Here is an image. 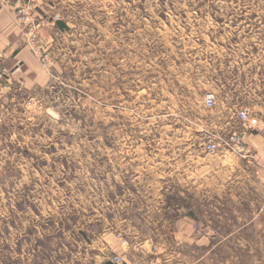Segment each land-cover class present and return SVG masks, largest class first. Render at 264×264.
Returning a JSON list of instances; mask_svg holds the SVG:
<instances>
[{
    "label": "rangeland",
    "instance_id": "374dc122",
    "mask_svg": "<svg viewBox=\"0 0 264 264\" xmlns=\"http://www.w3.org/2000/svg\"><path fill=\"white\" fill-rule=\"evenodd\" d=\"M4 3L35 59L0 49V264H264V163L228 142L264 0Z\"/></svg>",
    "mask_w": 264,
    "mask_h": 264
},
{
    "label": "crops",
    "instance_id": "0c3cea01",
    "mask_svg": "<svg viewBox=\"0 0 264 264\" xmlns=\"http://www.w3.org/2000/svg\"><path fill=\"white\" fill-rule=\"evenodd\" d=\"M5 0H0V38H1V44L0 49L4 45L5 47L8 45V50L6 53H11L12 57L17 58V62L21 65L25 64H32L34 62L35 57L31 55V51L27 46H24V43L22 41L21 37V30L18 26H15L13 23V26H7L9 22L14 18V15L11 11V7L8 4L4 3ZM42 10V9H41ZM44 13V11H43ZM43 13L41 11L40 16H43ZM60 24H64L66 26H69V29H64L58 25L55 22L52 24V28H55L56 31L60 32H69L70 31V25L66 20H59ZM55 25V27H53ZM3 34V35H2ZM264 108V103L261 105V108ZM246 142L249 144L250 148L255 152L256 157L264 163V133L260 131H255L247 134L245 136ZM135 234H138V232H135ZM139 236H135V240L138 239ZM131 237H127L123 242L122 246L126 247V250H128L131 247ZM145 244V242H143ZM144 244H140L141 246ZM121 246V247H122ZM136 246V245H135Z\"/></svg>",
    "mask_w": 264,
    "mask_h": 264
},
{
    "label": "built area",
    "instance_id": "2783aa9c",
    "mask_svg": "<svg viewBox=\"0 0 264 264\" xmlns=\"http://www.w3.org/2000/svg\"><path fill=\"white\" fill-rule=\"evenodd\" d=\"M31 6L29 4H25L19 10L20 19L26 25H31L33 23V16L29 12L31 10ZM36 25V24H35ZM41 25L38 23V26ZM35 27V26H31ZM33 28L30 29L29 33H33ZM45 60V58H44ZM47 61V60H45ZM6 70L0 71V75H4ZM206 104L210 107L216 104V95L211 93L206 98ZM237 116L241 122L240 130H235L231 136L229 137V144L233 149L239 152L249 151L251 148L247 147L245 136L251 132L260 131L264 133V108L258 109L252 106L242 107L238 110ZM221 146L220 143L212 141L207 144V148L210 152H215ZM113 261L117 264H126L124 259L121 256H114Z\"/></svg>",
    "mask_w": 264,
    "mask_h": 264
},
{
    "label": "trees",
    "instance_id": "16d2710c",
    "mask_svg": "<svg viewBox=\"0 0 264 264\" xmlns=\"http://www.w3.org/2000/svg\"><path fill=\"white\" fill-rule=\"evenodd\" d=\"M56 23L59 25V24H60V21L57 20ZM60 26H61L62 28H64V29H69V26H66V25H64V24H60ZM108 264H109V263H108Z\"/></svg>",
    "mask_w": 264,
    "mask_h": 264
}]
</instances>
